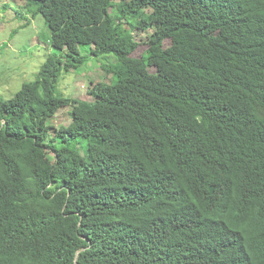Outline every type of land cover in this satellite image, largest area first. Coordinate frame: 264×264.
<instances>
[{
	"label": "trees",
	"instance_id": "obj_1",
	"mask_svg": "<svg viewBox=\"0 0 264 264\" xmlns=\"http://www.w3.org/2000/svg\"><path fill=\"white\" fill-rule=\"evenodd\" d=\"M28 6L58 51L0 96V264H264V0ZM125 23L155 26L141 57ZM104 55L93 101L56 96Z\"/></svg>",
	"mask_w": 264,
	"mask_h": 264
},
{
	"label": "rangeland",
	"instance_id": "obj_2",
	"mask_svg": "<svg viewBox=\"0 0 264 264\" xmlns=\"http://www.w3.org/2000/svg\"><path fill=\"white\" fill-rule=\"evenodd\" d=\"M116 1V0H115ZM27 0H0V96L9 99L21 88L22 84L34 80L47 55L58 50L52 45V33L45 16L39 13L32 16L34 7H26ZM126 33L131 32L138 42L133 56L141 57L149 48V37L155 26L132 28L125 23ZM61 52L86 53L87 46H74L72 49L61 41L56 43ZM68 44V43H67ZM169 45L166 41L165 46ZM120 65L112 55L90 56L89 60L77 69L64 71L56 81L55 94L66 99L93 101L90 90L100 82L111 81L112 74L105 66ZM72 105L63 107L49 124L56 128L66 126L72 121ZM72 144L84 151L83 139L72 140ZM61 144H58L60 146Z\"/></svg>",
	"mask_w": 264,
	"mask_h": 264
},
{
	"label": "water",
	"instance_id": "obj_3",
	"mask_svg": "<svg viewBox=\"0 0 264 264\" xmlns=\"http://www.w3.org/2000/svg\"><path fill=\"white\" fill-rule=\"evenodd\" d=\"M213 191H214V187H213V186H211V193H213Z\"/></svg>",
	"mask_w": 264,
	"mask_h": 264
}]
</instances>
